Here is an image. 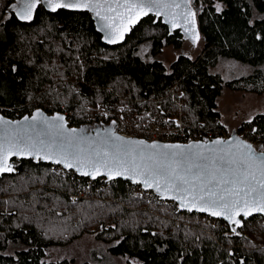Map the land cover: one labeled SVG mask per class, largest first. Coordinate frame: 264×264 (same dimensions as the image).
I'll list each match as a JSON object with an SVG mask.
<instances>
[{
	"label": "trees",
	"instance_id": "16d2710c",
	"mask_svg": "<svg viewBox=\"0 0 264 264\" xmlns=\"http://www.w3.org/2000/svg\"><path fill=\"white\" fill-rule=\"evenodd\" d=\"M190 1L203 49L166 67L144 60L140 45L149 43L156 57L185 40L153 17L124 44L109 47L87 13L39 7L32 21L21 23L11 12L15 0H0V114L15 120L41 109L66 114L71 127L91 128L105 125L95 116L100 104L126 103L146 117L180 119L184 140L228 132L218 110L222 90L264 95V0ZM220 59L253 72L224 81L212 72ZM244 129L259 135L253 146L264 151V114L235 132ZM16 165L13 174H0V264H73L48 260L47 250L85 232L105 255L126 264H264L262 217L233 232L223 221L179 212L129 182L90 181L32 160ZM81 264L103 263L92 253Z\"/></svg>",
	"mask_w": 264,
	"mask_h": 264
},
{
	"label": "snow or ice",
	"instance_id": "6c2138e0",
	"mask_svg": "<svg viewBox=\"0 0 264 264\" xmlns=\"http://www.w3.org/2000/svg\"><path fill=\"white\" fill-rule=\"evenodd\" d=\"M41 4L51 12L68 9L94 13L103 21L100 30L105 31L108 43H118L130 25L149 13L164 15L166 22L170 17L173 27L195 23L189 0H15L10 7L15 18L27 22ZM177 17L182 18L179 25ZM184 30L191 33L188 38L195 44L198 40L195 28ZM63 120L62 116L49 120L39 111L31 118L35 123L26 125L23 122L13 125L0 117V174L13 170L8 164L11 156L31 155L50 159L65 168L75 167L81 175L93 179L100 174L108 175L109 179L113 173L127 174L134 183L178 200L180 207L188 211L195 209L222 216L236 226L241 224L237 218L241 215L247 218L253 211L264 213V153L257 156L248 143L217 140L215 147L160 145L109 133L102 146L86 151L82 138L75 129L69 131ZM38 124L41 128L33 134Z\"/></svg>",
	"mask_w": 264,
	"mask_h": 264
},
{
	"label": "rangeland",
	"instance_id": "374dc122",
	"mask_svg": "<svg viewBox=\"0 0 264 264\" xmlns=\"http://www.w3.org/2000/svg\"><path fill=\"white\" fill-rule=\"evenodd\" d=\"M203 46L204 42L200 37L195 45L186 41L179 50L166 47L161 55L152 57L150 56V44L144 43L140 45L138 53L146 61L156 59L165 66H168L181 53L187 54L193 60L200 54ZM212 72L219 74L222 80L229 81L250 75L253 72V68L230 59H220L215 68L212 69ZM260 99L262 100L263 98L242 91L222 90L218 98V110L223 122L229 127L230 131H232L231 129L235 130L234 127L236 125L249 121L252 119V116L262 111ZM92 253H95L103 264H126L125 258H110L105 255L104 249L95 240L94 236L86 232L77 236L70 244L48 249L47 259L50 261L67 259L72 260L73 264H81L84 261L90 260ZM130 262L135 263V261Z\"/></svg>",
	"mask_w": 264,
	"mask_h": 264
},
{
	"label": "water",
	"instance_id": "95a60500",
	"mask_svg": "<svg viewBox=\"0 0 264 264\" xmlns=\"http://www.w3.org/2000/svg\"><path fill=\"white\" fill-rule=\"evenodd\" d=\"M39 7H42L46 12L48 13H56V12H51L48 10V8L41 4L37 7V9ZM189 8L192 12L195 13V17H194V25L189 23L187 25H185L184 27H189V28H192L194 27L195 28V31L198 33V39L200 38V35H199V29H198V25H197V16H196V11L192 8L191 6V1L189 0ZM36 9V11H37ZM60 10H64V11H69V12H82V13H87L90 15L91 17V20L93 22V25H94V28H95V31L97 34L100 35V40H101V43L106 45V46H109V47H113V46H118V45H122L125 43L126 39L128 36H130L132 30L137 27L139 25V23L144 20L145 18L147 17H153L155 22H158L160 21L161 24L165 27H167V29L169 30V32L171 33H174V32H179L181 34V36L183 37V39L187 42H190L191 44L192 43V40L190 38H188L191 33H187L185 32L184 30V27H180V26H177V27H173L172 26V23L170 22L171 21V18L169 17V22H166L165 21V16L164 15H154L153 13H149L147 16H143L140 18V20L135 23V24H132L130 25V30L128 32L125 33L124 35V38L122 40H120L118 43H108L105 39V31H101L100 30V26L101 24L103 23V21H100L95 15L94 13H91V12H87V11H72V10H68V9H60ZM36 11L33 15V18L32 20L34 19V16L36 14ZM59 11V10H58ZM174 11H181V9H175ZM14 14V13H13ZM15 16V15H14ZM17 19V18H16ZM31 20V21H32ZM189 20L191 21L192 20V17H189ZM17 21L21 22V23H26L25 21H20L17 19ZM27 22H30V21H27ZM177 24L179 25L181 22H182V18L180 17H177V20H176ZM198 41V40H197ZM197 43V42H196ZM195 43V44H196ZM194 44V45H195ZM40 112L43 114L44 117L48 118L49 120H52L54 117L56 116H62L64 118L63 120V123L65 124L66 128L70 131V130H73L75 129L76 130V133L82 138V146L85 148V150L87 151L90 147H97V146H102V141L103 139L109 134V133H112L114 134L115 136H118L115 132H114V124L113 123H109V124H105V125H96V126H93V127H71L69 126V123L67 121V118L64 114L62 113H53V114H47L45 113L44 111H42L41 109H36L34 111L31 112L30 115H25L19 119H15V120H12V119H9L7 117H4L3 115L0 114V117H2L4 120H7V121H11L13 123V125H19L20 122H23V124H29L30 122L31 123H35L33 121H31V118L33 115H35L37 112ZM25 117H28V121H25L24 118ZM57 123H60L59 121H57ZM22 126V125H21ZM41 128V125H37V129L34 130V133L35 132H38ZM81 130H83L81 132ZM97 133H99L100 135L97 136ZM119 137H122V136H119ZM126 140H135V141H142V140H137V139H130V138H125V137H122ZM217 140H220V141H224V142H228V141H232L233 144L236 142V141H242V142H245V143H248L252 146V149L255 151L256 155L259 156L261 153H264V151H259L257 150L250 142L248 141H243L241 139H239L237 137V135L233 132L232 135L227 138V139H222V138H214L212 140H199V141H190V142H187V143H157V144H160V145H182V146H187L189 144H200V145H209V146H212V147H215L214 145V142L217 141ZM147 144H153V143H147ZM224 145H222L221 147H223ZM29 160H32V161H35V162H40L42 164H47V165H52V166H57V167H60L62 170L64 171H68V172H72L74 173L77 177L79 178H85V179H88L90 181H96V180H99V179H103L105 180L106 182H112V181H123V182H129L131 185H137L140 187V189L144 192H153L155 194V196L161 200V201H166V202H171L173 204H175L177 206V209L179 212H185V213H188V214H198V215H203V216H207L211 219H214V220H220V221H223L231 230L233 228H235L236 230L242 228L243 226V222L248 220V219H251L253 217H262L264 218V213L262 212H258V211H253V213L248 216L247 218H245L243 215L237 217L238 219H240L241 221V224L240 226H236L235 224H232V223H229L227 220H225L222 216H212V215H209L207 212H199V211H196L195 209H193L192 211H188L187 208H182L180 207V203L178 200H173L171 198H169L168 196H161L159 195L155 190L154 188H145L144 185L142 183H134L132 179H129L127 178V174H124V175H121V174H116V173H113L112 174V178L109 179L108 175H105V174H100V175H97L95 179L92 178V176H84V175H81L78 171H76L75 167L73 168H65L63 167L62 164H57V163H54L52 160L50 159H45V158H40V159H37L31 155H13L9 158L8 160V164L12 167V171L11 172H5L3 173V175H11L15 172V169L17 168V165L16 163L17 162H21V161H29Z\"/></svg>",
	"mask_w": 264,
	"mask_h": 264
},
{
	"label": "built area",
	"instance_id": "2783aa9c",
	"mask_svg": "<svg viewBox=\"0 0 264 264\" xmlns=\"http://www.w3.org/2000/svg\"><path fill=\"white\" fill-rule=\"evenodd\" d=\"M180 93L177 97H180ZM132 112V113H131ZM66 116V114H64ZM147 115V114H146ZM99 120L105 124L113 123L114 132L118 136L130 139L145 141L146 143H187L190 140L182 138V123L178 118H171L166 115L160 117L149 116L137 110L126 103H106L103 102L96 109V115ZM67 121L70 117H67ZM233 131L216 134L214 138H229ZM237 137L243 141H248L252 145L258 143L259 135H256L253 130L244 129L243 131L235 132ZM211 139V140H212ZM201 140V139H200ZM191 141H199L198 139ZM78 197L81 196L79 193Z\"/></svg>",
	"mask_w": 264,
	"mask_h": 264
},
{
	"label": "crops",
	"instance_id": "0c3cea01",
	"mask_svg": "<svg viewBox=\"0 0 264 264\" xmlns=\"http://www.w3.org/2000/svg\"><path fill=\"white\" fill-rule=\"evenodd\" d=\"M259 96H261V98H263V99H262L263 101L260 99V100H261L260 102H262V105H261V106H262L263 109H262L261 112L257 113L256 115L264 114V97H263L264 95L262 94V95H259ZM221 118H222V117H221ZM221 121H222L223 125L226 126V124L223 122V119H221ZM227 127H228V126H227ZM237 127H238V125H236L234 128L236 129ZM230 128H231V127H230Z\"/></svg>",
	"mask_w": 264,
	"mask_h": 264
},
{
	"label": "flooded vegetation",
	"instance_id": "af4514ba",
	"mask_svg": "<svg viewBox=\"0 0 264 264\" xmlns=\"http://www.w3.org/2000/svg\"><path fill=\"white\" fill-rule=\"evenodd\" d=\"M184 42H186V41H184ZM184 42H183V43H184ZM166 47H167V46H166ZM166 47H165V48H166ZM173 49H174V48H173ZM179 49H181V48H178V50H179ZM163 50H164V49H163ZM163 50H162L161 54L163 53ZM174 50H175V49H174ZM161 54H160V55H161ZM181 55H182V56H185V57H189V56H188L187 54H185V53H181V54H179V55H177V56H181ZM177 56H176V58H177ZM156 57H157V56H156ZM176 58H175V59H176ZM175 59H174V60H175ZM171 63H172V62H171ZM171 63H170V64H171ZM170 64H169V65H170ZM169 65H168V66H169ZM168 66H166V67H168ZM254 116H255V115H254ZM254 116H252L251 118H253ZM241 123H242V122H241ZM228 128H229V127H228ZM231 130H233V129H231Z\"/></svg>",
	"mask_w": 264,
	"mask_h": 264
}]
</instances>
